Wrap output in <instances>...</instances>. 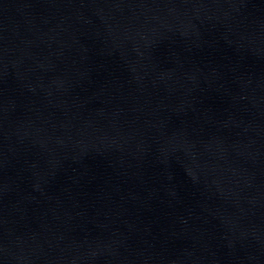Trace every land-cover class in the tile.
Returning <instances> with one entry per match:
<instances>
[{"label":"water","instance_id":"95a60500","mask_svg":"<svg viewBox=\"0 0 264 264\" xmlns=\"http://www.w3.org/2000/svg\"><path fill=\"white\" fill-rule=\"evenodd\" d=\"M0 264H264V0H0Z\"/></svg>","mask_w":264,"mask_h":264}]
</instances>
